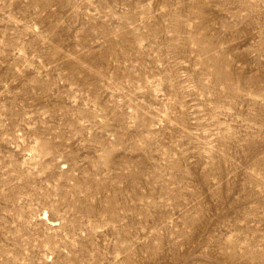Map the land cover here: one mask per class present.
I'll return each instance as SVG.
<instances>
[{
    "label": "rangeland",
    "instance_id": "1",
    "mask_svg": "<svg viewBox=\"0 0 264 264\" xmlns=\"http://www.w3.org/2000/svg\"><path fill=\"white\" fill-rule=\"evenodd\" d=\"M0 264H264V0H0Z\"/></svg>",
    "mask_w": 264,
    "mask_h": 264
}]
</instances>
